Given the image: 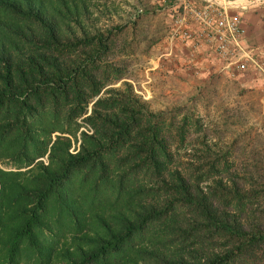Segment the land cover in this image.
<instances>
[{
  "label": "trees",
  "instance_id": "obj_1",
  "mask_svg": "<svg viewBox=\"0 0 264 264\" xmlns=\"http://www.w3.org/2000/svg\"><path fill=\"white\" fill-rule=\"evenodd\" d=\"M96 1L0 0V264H264V142L217 144L237 106L150 110Z\"/></svg>",
  "mask_w": 264,
  "mask_h": 264
},
{
  "label": "rangeland",
  "instance_id": "obj_2",
  "mask_svg": "<svg viewBox=\"0 0 264 264\" xmlns=\"http://www.w3.org/2000/svg\"><path fill=\"white\" fill-rule=\"evenodd\" d=\"M102 1L89 6L90 13L82 25L87 28L88 24L90 29L126 25V41L131 40L133 50L127 55V78L122 80L131 85L133 93L150 110L159 111L185 104L202 123L207 124L220 121L223 106L228 109L237 106L241 108L242 115L229 117L224 134L217 144H227L237 136H240L242 143H253L256 134L258 142H264V102H255V99L263 98L259 90L249 92L243 89L237 80L224 73L226 70H218L216 61L204 55V59L195 65L187 62L178 45H173L167 54V8L158 6L156 0H149L145 13L134 23L135 10L141 9L136 0ZM208 64H212V70L205 69ZM110 86L118 88L121 83L119 81ZM250 99L254 102L245 113L243 109L246 108L242 105ZM79 131L82 130L78 129L76 138ZM213 135L217 140L216 134ZM193 138L185 142L186 150L179 151L180 160H188L186 154H191L197 146ZM258 142L256 144L260 146ZM77 145V141L72 140L69 150L74 152Z\"/></svg>",
  "mask_w": 264,
  "mask_h": 264
},
{
  "label": "built area",
  "instance_id": "obj_3",
  "mask_svg": "<svg viewBox=\"0 0 264 264\" xmlns=\"http://www.w3.org/2000/svg\"><path fill=\"white\" fill-rule=\"evenodd\" d=\"M158 6L172 11L166 35L169 52L178 45L188 57L204 54L217 62L218 70L251 66L264 76L261 46L251 45L239 12L264 7V0H156ZM80 130L91 133L83 123ZM78 138V137H77ZM78 144V141H77Z\"/></svg>",
  "mask_w": 264,
  "mask_h": 264
},
{
  "label": "crops",
  "instance_id": "obj_4",
  "mask_svg": "<svg viewBox=\"0 0 264 264\" xmlns=\"http://www.w3.org/2000/svg\"><path fill=\"white\" fill-rule=\"evenodd\" d=\"M239 19L245 29L247 42L251 45L261 46L263 54L260 55L259 59L263 62L264 66V7L240 11ZM183 52L187 62L192 64L196 65V62H200V60L204 59V54H196L193 58H189L188 52L186 53L184 50ZM205 67V69L208 70L213 69L212 64H208ZM224 73L229 74L234 80H237L239 84L242 85L243 89L246 88L249 92L259 90L261 92L260 96L263 98L255 99V102H264V76L255 68L246 66L240 69L230 70L228 72L225 71ZM248 102L253 103L254 100L250 99Z\"/></svg>",
  "mask_w": 264,
  "mask_h": 264
}]
</instances>
